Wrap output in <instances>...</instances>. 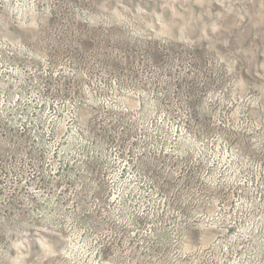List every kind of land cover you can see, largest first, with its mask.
I'll use <instances>...</instances> for the list:
<instances>
[{
	"label": "rangeland",
	"instance_id": "rangeland-1",
	"mask_svg": "<svg viewBox=\"0 0 264 264\" xmlns=\"http://www.w3.org/2000/svg\"><path fill=\"white\" fill-rule=\"evenodd\" d=\"M0 264H264V0H0Z\"/></svg>",
	"mask_w": 264,
	"mask_h": 264
}]
</instances>
